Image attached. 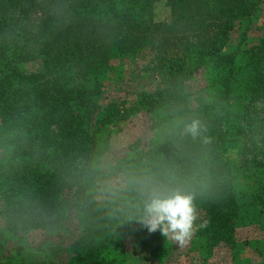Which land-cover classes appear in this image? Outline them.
I'll use <instances>...</instances> for the list:
<instances>
[{
  "label": "trees",
  "instance_id": "16d2710c",
  "mask_svg": "<svg viewBox=\"0 0 264 264\" xmlns=\"http://www.w3.org/2000/svg\"><path fill=\"white\" fill-rule=\"evenodd\" d=\"M158 1L166 21L152 19ZM257 3L0 0V250L10 235L62 229L63 264H123L127 238L160 261L168 242L141 220L153 195L175 194L191 198L202 249L232 248L240 197L227 141L256 182L249 204L264 211V36L225 52ZM142 54L154 89L133 106L101 99L109 59ZM199 71L192 105L185 84ZM135 113L150 136L128 144L111 165V198L96 199L111 129Z\"/></svg>",
  "mask_w": 264,
  "mask_h": 264
},
{
  "label": "rangeland",
  "instance_id": "374dc122",
  "mask_svg": "<svg viewBox=\"0 0 264 264\" xmlns=\"http://www.w3.org/2000/svg\"><path fill=\"white\" fill-rule=\"evenodd\" d=\"M168 17L169 9L165 3L163 1L154 3L152 19L166 21ZM262 36H264V0H258L252 16L236 23L230 33L225 52L238 54ZM148 56L149 54L136 55L132 59L111 57L107 72L101 79V99L124 102L127 106H133L140 93L153 90L157 77L150 74L147 69ZM236 60H240L239 55ZM204 83V74L200 71L186 81V89L190 93L188 99L192 105L202 100L204 93L201 87ZM148 136L150 133L147 130V117L141 113L130 115L111 129L108 149L103 159L104 175L99 176L94 185L96 199L111 198L113 194L111 165L127 152L128 144L138 137L146 140ZM225 146L227 158L235 174V192L240 197L234 225L235 242L232 248L224 246L207 252L201 248L200 238L192 233L184 246H178L170 238H166L168 251L163 259L157 261L127 238L121 243V254L116 256L122 259L123 264H264V211H257L248 201V197L255 193L256 182L250 172L237 168L239 143L230 140ZM68 219L69 228L75 224V221L72 217ZM195 221L194 228L197 224ZM61 230L32 229L10 235L1 246L0 264H63L67 255L56 253L60 245L58 235L63 233Z\"/></svg>",
  "mask_w": 264,
  "mask_h": 264
},
{
  "label": "clouds",
  "instance_id": "9594fccd",
  "mask_svg": "<svg viewBox=\"0 0 264 264\" xmlns=\"http://www.w3.org/2000/svg\"><path fill=\"white\" fill-rule=\"evenodd\" d=\"M190 131L195 135L196 124ZM196 219L191 198L180 194L169 197L153 195L145 204L141 223L149 233L159 232L178 246H184L191 238Z\"/></svg>",
  "mask_w": 264,
  "mask_h": 264
}]
</instances>
